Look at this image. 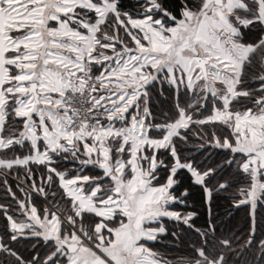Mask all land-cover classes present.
<instances>
[{
	"label": "snow or ice",
	"instance_id": "obj_1",
	"mask_svg": "<svg viewBox=\"0 0 264 264\" xmlns=\"http://www.w3.org/2000/svg\"><path fill=\"white\" fill-rule=\"evenodd\" d=\"M0 188V264H264V0H0Z\"/></svg>",
	"mask_w": 264,
	"mask_h": 264
},
{
	"label": "trees",
	"instance_id": "obj_2",
	"mask_svg": "<svg viewBox=\"0 0 264 264\" xmlns=\"http://www.w3.org/2000/svg\"><path fill=\"white\" fill-rule=\"evenodd\" d=\"M9 179H10L11 182L13 183V186H15V181L12 180L11 177H10ZM3 197H4L3 189L0 188V201L3 200ZM239 219H240V214H239V213H233V216H232L231 222H232V223H236V224H238V223H239ZM177 255H179V253H177Z\"/></svg>",
	"mask_w": 264,
	"mask_h": 264
}]
</instances>
